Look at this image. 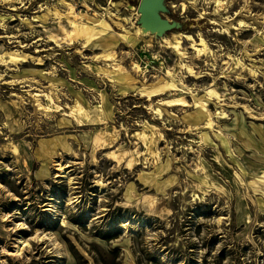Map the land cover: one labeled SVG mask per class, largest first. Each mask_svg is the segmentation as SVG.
Masks as SVG:
<instances>
[{
    "label": "rangeland",
    "instance_id": "rangeland-1",
    "mask_svg": "<svg viewBox=\"0 0 264 264\" xmlns=\"http://www.w3.org/2000/svg\"><path fill=\"white\" fill-rule=\"evenodd\" d=\"M185 1L0 0V264H264V0Z\"/></svg>",
    "mask_w": 264,
    "mask_h": 264
},
{
    "label": "water",
    "instance_id": "water-1",
    "mask_svg": "<svg viewBox=\"0 0 264 264\" xmlns=\"http://www.w3.org/2000/svg\"><path fill=\"white\" fill-rule=\"evenodd\" d=\"M167 0H139L137 11L139 17L137 23L144 31L149 30L155 36L161 37L171 29L181 28L177 21H169L163 15L167 13Z\"/></svg>",
    "mask_w": 264,
    "mask_h": 264
},
{
    "label": "bare ground",
    "instance_id": "bare-ground-1",
    "mask_svg": "<svg viewBox=\"0 0 264 264\" xmlns=\"http://www.w3.org/2000/svg\"><path fill=\"white\" fill-rule=\"evenodd\" d=\"M2 1H4L5 2V4H12V2H14V0H2ZM16 1V0H15ZM22 1V0H21ZM18 2V1H17ZM186 3H191V0H188V1H185ZM12 6H13V4H12ZM182 6H184L185 7V3H182ZM12 9H14V8H12ZM239 24H241V22H239ZM243 25V24H242ZM231 28V27H230ZM232 28H234V27H232ZM246 29V28H245ZM139 30H141V32H143V33H147L148 34V32L147 31H149V30H147V31H144L143 30V28L140 26L139 27ZM225 32H226V30H225ZM183 38H185V39H188V40H191L192 39V37L189 35V34H183V33H173V37H172V39L171 40H169V46L168 47H170V48H172V49H174L177 53H180V54H182V51L180 50V41L181 40H183ZM164 40L166 39V37L165 38H163ZM166 42V41H165ZM201 48H198L197 49V51H198V54H203L206 50H208V48H207V44H206V42L204 41V39L203 38H201L200 37V43L198 44ZM197 48V47H196ZM28 56H29V54H27V53H21V54H18V53H15V52H11V53H9V58L12 60V61H15V62H21V63H24V62H26V58H28ZM31 58V57H30ZM181 58V57H180ZM35 59H37V63H41V59L40 58H35ZM93 59H100V60H103V61H112L113 59H115V56H114V54H112L111 52H108V51H104V52H101V53H99V54H94V56H93ZM105 68V67H104ZM104 68H101L102 70H103V72H105V73H107L106 72V70H104ZM190 68H192V67H190ZM187 69H188V67H187ZM109 70V69H108ZM190 75L191 74H194V73H192V70H190ZM254 74V73H253ZM107 77V76H106ZM196 77V76H195ZM108 78V77H107ZM157 93H159V92H154V93H151L150 94V96L151 97H153L154 95H157ZM36 96H38L39 94H35ZM34 95V96H35ZM159 95V94H158ZM37 98V97H36ZM170 101V100H169ZM179 101V100H178ZM173 102V101H172ZM180 102V101H179ZM178 103V102H177ZM202 104L204 105V102H202ZM40 105V104H39ZM202 105V106H203ZM43 107V106H42ZM157 112L159 113V114H161V109L159 110V109H157ZM210 120V119H209ZM208 120V124H210V122L211 121H209ZM212 123V122H211ZM210 126H211V124H210ZM56 164V163H55ZM58 170L59 171H63V170H65V167H64V164L63 163H58Z\"/></svg>",
    "mask_w": 264,
    "mask_h": 264
}]
</instances>
